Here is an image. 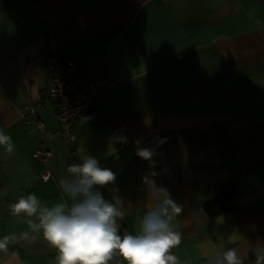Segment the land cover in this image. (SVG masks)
<instances>
[{"label":"crops","instance_id":"crops-1","mask_svg":"<svg viewBox=\"0 0 264 264\" xmlns=\"http://www.w3.org/2000/svg\"><path fill=\"white\" fill-rule=\"evenodd\" d=\"M52 31L75 76L116 83L92 104L93 119L74 121L73 145L46 96ZM28 106L47 134L26 124ZM0 128L14 145L10 155L0 147V241L9 238L0 264H56V250L29 228L37 218L13 216L9 205L31 193L48 207L63 202L59 180L85 155L116 173L99 190L126 204L119 234L135 235L156 203L142 182L155 172L156 186L182 208L172 221L181 242L169 252L177 264H207L213 248L256 264L264 247V2L0 0ZM138 148L153 151L151 163ZM35 151L50 152L46 165ZM230 184L234 212L208 218L203 206Z\"/></svg>","mask_w":264,"mask_h":264},{"label":"clouds","instance_id":"clouds-1","mask_svg":"<svg viewBox=\"0 0 264 264\" xmlns=\"http://www.w3.org/2000/svg\"><path fill=\"white\" fill-rule=\"evenodd\" d=\"M117 141L127 142L124 136L117 137ZM0 147H4L9 155L14 150L11 137L2 128ZM135 154L150 163L154 155L149 148H138ZM67 172L70 175L58 183L67 197L63 202L48 207L31 193L9 205L13 216L23 214L37 218L38 222L27 221L29 228L33 232H42L44 240L56 250V264H108L116 253L125 264H177V257L169 252L181 242V234L173 229L172 221L182 208L171 198L166 187L156 186L155 172L144 176L142 182L155 190L156 203L150 205L140 219L137 233L125 231L123 236L119 234L118 224L126 214L123 198L112 195L111 199H105L99 190L114 184L116 173L101 167L98 160L89 155L83 157L82 163L69 166ZM127 206H131L130 202ZM23 235L28 238V233ZM8 239L5 237L0 241V249L6 248ZM206 255L207 264H243L234 248L227 251L213 248ZM255 255L256 264H264V247H257Z\"/></svg>","mask_w":264,"mask_h":264},{"label":"built area","instance_id":"built-area-1","mask_svg":"<svg viewBox=\"0 0 264 264\" xmlns=\"http://www.w3.org/2000/svg\"><path fill=\"white\" fill-rule=\"evenodd\" d=\"M47 45V69L50 74L47 81L46 96L52 103L56 121L59 125L58 132L67 139L71 145L75 144L74 121L78 118L87 117V120L95 117L93 103L98 102L116 88V83L110 76L82 78L75 76L77 69L74 62L64 63L57 56L56 31L45 35ZM28 115L32 118L26 124H35L38 129L47 134L43 124L34 115L31 107H27ZM49 135V134H48ZM33 157L39 159L44 165L48 163L49 151H35ZM50 178L45 168L40 179L47 181ZM124 231L120 233L123 236ZM108 264H123V258L116 253Z\"/></svg>","mask_w":264,"mask_h":264},{"label":"trees","instance_id":"trees-1","mask_svg":"<svg viewBox=\"0 0 264 264\" xmlns=\"http://www.w3.org/2000/svg\"><path fill=\"white\" fill-rule=\"evenodd\" d=\"M264 2V0H262ZM238 192L232 184L220 190L218 195L203 206L208 218L213 219L225 213H232L236 207Z\"/></svg>","mask_w":264,"mask_h":264},{"label":"rangeland","instance_id":"rangeland-1","mask_svg":"<svg viewBox=\"0 0 264 264\" xmlns=\"http://www.w3.org/2000/svg\"><path fill=\"white\" fill-rule=\"evenodd\" d=\"M48 99V98H47ZM48 101L50 102V100L48 99ZM51 103V102H50ZM51 105H52V103H51ZM53 106V105H52ZM54 108V107H53ZM55 120H56V116H55ZM57 122V121H56Z\"/></svg>","mask_w":264,"mask_h":264}]
</instances>
